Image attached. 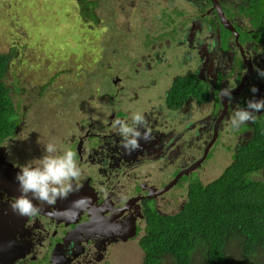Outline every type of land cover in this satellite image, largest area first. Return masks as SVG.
<instances>
[{
	"label": "flooded vegetation",
	"instance_id": "1",
	"mask_svg": "<svg viewBox=\"0 0 264 264\" xmlns=\"http://www.w3.org/2000/svg\"><path fill=\"white\" fill-rule=\"evenodd\" d=\"M163 1L168 37L157 42L154 34L149 51L119 61L109 60L114 49L104 50L111 55L92 93L81 84L73 105L67 103L76 111L69 126L58 128L66 110L51 109L46 125L28 119L21 136L19 125L30 115L17 103L20 124L0 143V264H147L151 221L175 216L190 184L207 177L213 157L228 151L229 163L235 147L251 138L254 122L229 128L237 107L264 99V92L250 91L264 87L256 71L264 69V30L253 20L257 14L247 13L250 0ZM171 10L180 12L175 20ZM224 88L232 89L231 100L221 96ZM164 109L168 119L157 116ZM137 112L151 139L127 154L116 117L131 123ZM254 115L262 119L264 110ZM48 142L76 153L78 190L51 205L33 200L39 211L21 217L10 208L20 195L17 173Z\"/></svg>",
	"mask_w": 264,
	"mask_h": 264
},
{
	"label": "rangeland",
	"instance_id": "2",
	"mask_svg": "<svg viewBox=\"0 0 264 264\" xmlns=\"http://www.w3.org/2000/svg\"><path fill=\"white\" fill-rule=\"evenodd\" d=\"M76 1L0 0V52L16 50L5 82L10 87L14 103H18L26 116L30 115L25 117L23 125H19L21 118L18 120V125L23 126L19 131L21 136L28 131L24 130L28 128V119L40 122L37 126L46 125L44 119H48L45 116H49L47 111L51 109L66 110L57 126L59 129L69 126L76 111L68 104L73 105L81 84H85L87 92L92 93V82H98V76L101 78L107 51L114 49L118 61L136 52L133 47L129 53L123 51L128 46L125 37L131 30L134 12L140 13L142 23L152 30L159 21V14L166 20L164 12L159 13V10L168 4L163 0H94V11L99 20L82 22L77 14H73ZM179 14L173 11L172 19L175 20ZM168 34V29L165 31L158 27L156 40L160 38L163 41ZM144 75L141 74L142 77ZM263 92L264 87H260L257 94L262 95ZM168 115L166 109L158 110L159 118L168 119ZM172 115L174 118L175 112ZM118 119L119 116L116 117ZM53 121L56 123V118ZM173 126L171 123L168 128ZM220 149L215 151V155ZM218 158L221 159L218 161ZM228 160V151L224 156H214L205 179H212L218 167L226 165ZM259 178H264V172Z\"/></svg>",
	"mask_w": 264,
	"mask_h": 264
},
{
	"label": "trees",
	"instance_id": "3",
	"mask_svg": "<svg viewBox=\"0 0 264 264\" xmlns=\"http://www.w3.org/2000/svg\"><path fill=\"white\" fill-rule=\"evenodd\" d=\"M77 1L73 14L82 22L99 20L94 0ZM249 7L247 13H256L253 20L264 30V0H250ZM134 13L131 30L126 32V52L133 47L134 54L146 53L149 41L155 38L154 28L169 30V19L158 18L151 30L142 23L140 13ZM112 55L109 60L118 61L115 53ZM15 56L14 48L0 52V143L13 135L18 120L17 104L5 82ZM263 120L254 121L251 138L235 147L230 162L212 179L190 184L185 203L175 216L151 221L144 238L147 264H264V178H259L264 172Z\"/></svg>",
	"mask_w": 264,
	"mask_h": 264
},
{
	"label": "clouds",
	"instance_id": "4",
	"mask_svg": "<svg viewBox=\"0 0 264 264\" xmlns=\"http://www.w3.org/2000/svg\"><path fill=\"white\" fill-rule=\"evenodd\" d=\"M257 75L264 79V69H257ZM250 91L255 94L259 89L253 85ZM220 94L229 100L232 98V89H221ZM264 110V99H249L246 107H237L229 120L231 131H238L240 127L255 121L254 113ZM131 123L117 120L115 127L121 137V147L127 154L140 149V142H148L151 132L146 127V119L142 113H133L130 117ZM144 128L141 132L140 129ZM81 177V169L72 150L60 151L53 142L44 144V154L33 161L25 164L17 173L18 181L17 196L10 204L14 213L21 217L34 216L38 207L33 200L41 204H55L58 199H66L68 195L78 190L74 182ZM167 218V217H165Z\"/></svg>",
	"mask_w": 264,
	"mask_h": 264
},
{
	"label": "water",
	"instance_id": "5",
	"mask_svg": "<svg viewBox=\"0 0 264 264\" xmlns=\"http://www.w3.org/2000/svg\"><path fill=\"white\" fill-rule=\"evenodd\" d=\"M7 254V251L5 253H3V255H6Z\"/></svg>",
	"mask_w": 264,
	"mask_h": 264
}]
</instances>
